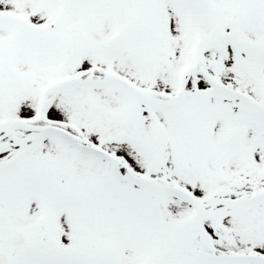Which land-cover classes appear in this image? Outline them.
I'll use <instances>...</instances> for the list:
<instances>
[{
	"label": "snow or ice",
	"instance_id": "6c2138e0",
	"mask_svg": "<svg viewBox=\"0 0 264 264\" xmlns=\"http://www.w3.org/2000/svg\"><path fill=\"white\" fill-rule=\"evenodd\" d=\"M0 264H264V0H0Z\"/></svg>",
	"mask_w": 264,
	"mask_h": 264
}]
</instances>
